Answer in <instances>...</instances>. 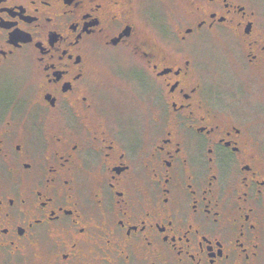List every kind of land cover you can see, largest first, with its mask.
<instances>
[{"label": "flooded vegetation", "instance_id": "flooded-vegetation-1", "mask_svg": "<svg viewBox=\"0 0 264 264\" xmlns=\"http://www.w3.org/2000/svg\"><path fill=\"white\" fill-rule=\"evenodd\" d=\"M261 91L258 4L0 0V262L264 264Z\"/></svg>", "mask_w": 264, "mask_h": 264}, {"label": "rangeland", "instance_id": "rangeland-1", "mask_svg": "<svg viewBox=\"0 0 264 264\" xmlns=\"http://www.w3.org/2000/svg\"><path fill=\"white\" fill-rule=\"evenodd\" d=\"M250 3H255L258 4V6L260 7V13H261V20L264 23V0H246ZM152 18H154L153 22H158V18H159V13H156V11H154V14L151 16ZM153 26H149V28H152ZM200 53L202 55H206L207 52L205 50H201ZM101 72L104 73H110L112 66L110 65H105V64H101ZM122 66V65H121ZM115 67V66H113ZM124 67V66H122ZM110 71V72H109ZM141 87L134 84L133 88H132V94H133V103H132V109L133 111H137V112H142L145 111L148 108V99L147 97L144 95L142 96L143 91L140 90ZM262 94H264V91H261ZM44 251V249L40 250L39 247L34 246L32 248V250H30L28 253L24 254V256H21L20 258H18L17 260H15L14 263L12 262H0V264H50L49 261V257H47L44 253L42 254V252ZM1 261V260H0Z\"/></svg>", "mask_w": 264, "mask_h": 264}]
</instances>
